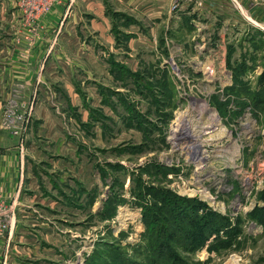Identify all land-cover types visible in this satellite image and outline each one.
Wrapping results in <instances>:
<instances>
[{"label": "rangeland", "instance_id": "1", "mask_svg": "<svg viewBox=\"0 0 264 264\" xmlns=\"http://www.w3.org/2000/svg\"><path fill=\"white\" fill-rule=\"evenodd\" d=\"M196 3L163 42L121 46L136 70L122 62L100 78V95L88 90L105 102V112L90 108V124L73 120L74 152L91 160L89 191L83 210L59 221L68 235L53 239L56 256L34 264H264V0ZM23 4L0 0V38L13 37L12 10ZM4 95L5 124L23 141L31 98L22 113L23 95Z\"/></svg>", "mask_w": 264, "mask_h": 264}, {"label": "crops", "instance_id": "2", "mask_svg": "<svg viewBox=\"0 0 264 264\" xmlns=\"http://www.w3.org/2000/svg\"><path fill=\"white\" fill-rule=\"evenodd\" d=\"M174 1L58 0L31 18L28 7L12 10L18 26H9L13 37L0 38V203L8 224L0 238V264H34L41 254L56 256L53 239L63 242L68 235L59 221L73 216L71 206L82 211L89 191L91 160L74 152L73 120L87 125L90 108L105 112L104 99L90 102L88 90L100 95L106 87L100 78L120 74L122 62L129 66L121 59V46L163 42L174 17L192 13L193 0H179L176 13L171 11ZM16 93L23 95L16 111L24 113L31 98L35 127L25 131L26 145L5 124L4 94Z\"/></svg>", "mask_w": 264, "mask_h": 264}, {"label": "built area", "instance_id": "3", "mask_svg": "<svg viewBox=\"0 0 264 264\" xmlns=\"http://www.w3.org/2000/svg\"><path fill=\"white\" fill-rule=\"evenodd\" d=\"M51 0H24L23 6L28 7L29 10H34V13H40L51 7ZM5 212L3 204L0 203V234L6 228L5 222L2 220V215Z\"/></svg>", "mask_w": 264, "mask_h": 264}, {"label": "trees", "instance_id": "4", "mask_svg": "<svg viewBox=\"0 0 264 264\" xmlns=\"http://www.w3.org/2000/svg\"><path fill=\"white\" fill-rule=\"evenodd\" d=\"M262 77H264V74H263V76ZM156 209H157V211H158V206L157 205H155L154 206ZM178 229H180V227H177V229L176 230H178ZM179 231H181V230H179ZM166 233L165 234H167V231H165ZM171 236V237H170ZM163 237V236H162ZM167 237L169 238V239H167ZM172 237H173V235H167L166 237H164V239L168 242V243H170V241L171 242H174L175 243V240L174 239H172ZM196 238H197V236H194V239L196 240ZM160 239V238H159ZM161 251L165 254L166 253V251H170V247L168 248V247H165V244H162L161 246ZM172 251H175L174 250V247L172 246V250H171V253H172ZM175 253V252H174Z\"/></svg>", "mask_w": 264, "mask_h": 264}]
</instances>
